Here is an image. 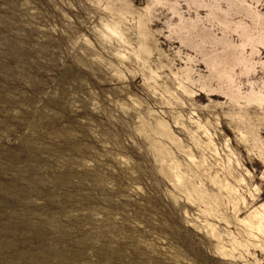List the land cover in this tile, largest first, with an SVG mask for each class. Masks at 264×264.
I'll list each match as a JSON object with an SVG mask.
<instances>
[{"label": "rangeland", "instance_id": "obj_1", "mask_svg": "<svg viewBox=\"0 0 264 264\" xmlns=\"http://www.w3.org/2000/svg\"><path fill=\"white\" fill-rule=\"evenodd\" d=\"M262 203L264 0H0V264H264Z\"/></svg>", "mask_w": 264, "mask_h": 264}, {"label": "bare ground", "instance_id": "obj_2", "mask_svg": "<svg viewBox=\"0 0 264 264\" xmlns=\"http://www.w3.org/2000/svg\"><path fill=\"white\" fill-rule=\"evenodd\" d=\"M217 96V95H216ZM262 207H264V203H262V205H261Z\"/></svg>", "mask_w": 264, "mask_h": 264}]
</instances>
